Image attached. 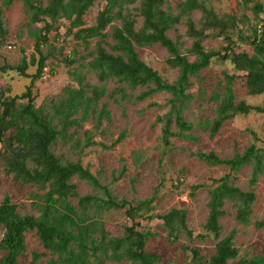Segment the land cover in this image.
<instances>
[{
	"label": "trees",
	"instance_id": "trees-1",
	"mask_svg": "<svg viewBox=\"0 0 264 264\" xmlns=\"http://www.w3.org/2000/svg\"><path fill=\"white\" fill-rule=\"evenodd\" d=\"M0 1L2 6L8 8L17 0ZM21 1L30 23H44V27L36 36L35 52L29 61L24 58L20 65L6 64L0 68V75L15 71L31 80V85L22 95L0 96V162L6 174L13 175L22 185H31L47 193L43 197V204L38 207V217L21 216L18 206L9 197L0 204V227L4 229L0 253H5L0 264H19L26 251L25 235L29 232H35L43 248L53 256L48 264H106L107 261L157 264L160 257L146 251L153 235L141 223L142 220H152L157 191L150 199L138 202L120 200L80 161L63 162L52 148L62 144L75 153H83L85 149L96 146L91 132H86L82 142L77 138V130L94 119L95 129L99 131L104 121L110 120L107 106L99 109L105 97L119 104L133 99L145 101L158 94L169 95L168 111L157 119V124L162 125L160 167L175 150L173 139L197 141L198 137L194 135L196 129L207 130L210 138L214 139L226 123L238 117L264 115V105L253 106L239 101L235 93V85L242 78L248 96L255 98L264 95V28L260 30L259 27L260 24L264 25V19L259 18L261 14L264 15L263 6L257 4L254 7L258 23L251 26L252 34L246 38L240 36V40L251 48V53H248L238 50L234 41L236 34H242L238 25L249 23L245 15L239 17L238 4L237 11L219 15L205 0H177L175 8L171 0H104L105 5L97 15L95 25L87 27L86 14L97 0H49L47 6L35 0ZM250 2L244 0L246 6ZM195 12L202 15L199 23L192 18ZM139 18L143 19V24L137 28ZM184 18L186 36L192 41L187 55L182 53L183 45L168 36V32L180 25ZM60 20L69 23L68 32L75 42L89 48L92 40L97 41L93 60L88 67L97 75L100 86H92L86 83L84 76L73 74L77 88H65L60 99L38 108L33 90L36 82L45 75L47 62L54 51L49 36ZM115 21L121 25H113ZM109 27L111 34L107 33ZM7 35L0 15V47ZM109 38L114 44L107 41ZM220 38L224 46L218 50H206L204 44L207 40ZM154 45L168 52L170 57L167 64L178 72L173 83L163 80L140 60L137 50ZM46 47L49 50L44 53ZM74 55L75 51H72L63 62L72 66ZM190 57L194 61H190ZM215 62L228 63L232 71L222 73L217 88L209 98L215 107L213 120L195 126L185 118L186 111L194 101L190 92L192 80L199 79L201 73ZM31 67L37 68L34 75L29 74ZM54 73L52 69L50 74ZM110 82L119 85L111 93L108 91ZM139 88L146 91L135 98L128 93ZM24 101L27 103L24 104ZM72 130L75 131L70 133ZM250 133L254 143L243 154H236L232 159H222L215 153L195 154L212 168L225 167L231 172L250 165L253 168L249 182L251 191H242L232 184L230 175L216 181L215 188L209 191L205 233L197 238L204 241L213 236L218 243L210 259H206L199 249L186 247L191 264H264V257L240 256L235 246L236 231L222 238L221 219L227 215V204L233 205L238 224L249 226L253 223V206L257 199L255 187L264 177V148L257 146L259 138L255 133ZM125 138L123 133L114 144L121 143ZM140 157L141 153L133 154L136 164ZM126 172L127 167L123 166L120 178ZM75 177L87 182L95 194L79 197L76 186L71 184ZM71 198H78V204L73 205ZM114 212H124L130 221L120 238L110 237L106 231L108 216ZM159 219L163 221L172 243L178 242L182 236L194 240V232L188 226L187 211L173 209ZM254 226L257 230H264V220L256 221ZM40 258L39 254H34L32 264H38Z\"/></svg>",
	"mask_w": 264,
	"mask_h": 264
},
{
	"label": "rangeland",
	"instance_id": "rangeland-1",
	"mask_svg": "<svg viewBox=\"0 0 264 264\" xmlns=\"http://www.w3.org/2000/svg\"><path fill=\"white\" fill-rule=\"evenodd\" d=\"M48 1L35 0L43 6H47ZM250 1L246 6L244 0H205L207 5L219 15L237 11L238 4L239 17L245 15L249 23L242 22L238 25L242 34H236L234 41L238 50L248 53H251V48L240 40V36L243 38L250 36L251 26L258 23L254 7L260 4L264 8V0ZM176 2L177 0H171L172 7L175 8ZM104 5V0H97L88 11L85 19L87 27L95 25L97 15ZM0 9L3 26L8 31L6 40L0 47V68L6 64L20 65L24 58L29 61L35 52L36 36L44 27V23L31 24L21 0L15 1L8 8L2 6L0 1ZM201 17L200 12L192 15L196 23L200 22ZM259 18L264 19V15L261 14ZM185 22L184 18L180 25L168 32V36L174 42H180L183 45L182 53L187 55L192 41L186 36ZM142 24L143 19L139 18L137 28H140ZM113 25L120 26L121 23L115 21ZM68 26L67 21L60 20L49 36L50 45L54 49L46 65L49 74H45L47 79L40 78L33 90L37 97L35 105L38 108L60 99L65 88L70 86L77 88L78 83L73 74L84 76L86 83L92 86H100L97 75L88 67L93 60L97 41L92 40L89 48L75 42L68 32ZM111 32L112 29L109 27L107 33L111 34ZM107 41L114 44L111 38ZM204 45L206 50H218L225 43L220 38L207 40ZM9 46L13 48L10 50ZM48 50L49 47L44 48V53ZM72 51H75L74 64L67 66L63 60L70 56ZM137 52L140 60L156 71L163 80L169 83L176 81L178 72L167 64L170 56L164 48L154 45L138 49ZM190 61H194V58L190 57ZM52 69L55 71L53 75L50 74ZM36 71V67H31L29 74L34 75ZM224 71L231 72L232 67L228 63L215 62L201 73L199 79L192 80L190 92L194 101L186 111L185 118L195 126L210 122L215 117V107L209 102V98L217 88ZM30 85V79L10 71L0 75V96L2 94L10 97L22 95ZM118 86L117 83L110 82L109 93ZM145 91V88H139L135 92L128 91V93L135 98ZM235 93L239 101H246L253 106L264 105V95L255 98L247 95L245 80L242 78L235 85ZM168 99L169 95L158 94L145 101L133 99L118 104L109 97H105L101 100L99 109L107 106L110 120H105L99 131L95 129L94 119L77 130V138L82 142L85 140L86 132H91L96 146L85 149L83 153L80 151L75 153L69 146L58 144L53 146L52 151L63 162L80 161L82 166L98 177L103 185L109 186L114 196L120 200L138 202L150 199L157 191L155 210L151 214L152 220L141 221L144 229L153 235L147 243L146 251L160 257V262L157 264H191L190 254L185 251L186 247L197 248L206 259H210L215 254L218 243L213 236L207 237L204 241L197 238L198 235L205 233L204 226L209 215V191L215 188L216 181L226 175H230V182L242 191H251L249 182L253 168L250 165L237 172H231L225 167L212 168L201 162L195 154L215 153L222 159H232L236 154H243L254 143L250 132L255 133L259 138L257 146L264 148V115L251 114L238 117L226 123L214 139L210 138L209 132L204 129L194 131V135L198 137L197 141L173 139L175 150L164 159L160 167L162 125L157 124V119L167 113ZM123 133L126 138L121 143L114 144ZM134 153H141L137 164L133 159ZM123 166L127 167V172L120 178ZM71 184L76 186L79 197L95 194L90 185L78 177H75ZM46 193L47 191H39L31 185H22L14 179L13 175H7L0 162V204L9 197L12 203L18 206L21 216L38 217L40 215L38 207L43 204ZM255 193L257 199L253 206L254 215L251 225L243 226L235 221V209L232 204L226 205L227 215L221 219L222 238H226L233 231L237 232L235 246L239 249L241 257H264V230H257L254 226L256 221L264 220V177H261L256 185ZM78 200V198H71L70 202L77 205ZM173 209L187 211L188 226L194 232V240L182 236L176 243L169 241L163 221L159 217ZM128 225L130 221L124 212H114L108 216L106 231L110 237L120 238ZM3 236L4 229L0 227V242ZM25 246L26 251L19 259V264H32L34 254L41 256L38 264H48L53 258L51 253L43 248L35 232L25 235ZM4 256L5 253H0V259ZM106 264L130 263L107 261Z\"/></svg>",
	"mask_w": 264,
	"mask_h": 264
},
{
	"label": "built area",
	"instance_id": "built-area-1",
	"mask_svg": "<svg viewBox=\"0 0 264 264\" xmlns=\"http://www.w3.org/2000/svg\"><path fill=\"white\" fill-rule=\"evenodd\" d=\"M13 47L12 46H9V49L11 50ZM45 72L47 73L48 72V69L46 68L45 69ZM44 79H47V76H44Z\"/></svg>",
	"mask_w": 264,
	"mask_h": 264
},
{
	"label": "bare ground",
	"instance_id": "bare-ground-1",
	"mask_svg": "<svg viewBox=\"0 0 264 264\" xmlns=\"http://www.w3.org/2000/svg\"><path fill=\"white\" fill-rule=\"evenodd\" d=\"M259 27H260V30H261V29H263V28H264V25H263V24H260V26H259ZM47 73H48V72H47ZM47 73L45 72V74H47ZM44 76H45V75H44Z\"/></svg>",
	"mask_w": 264,
	"mask_h": 264
}]
</instances>
